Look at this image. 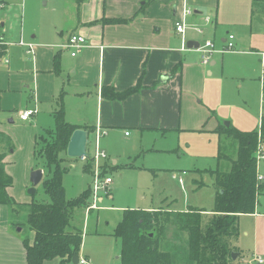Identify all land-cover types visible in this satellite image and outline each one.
I'll use <instances>...</instances> for the list:
<instances>
[{
  "label": "rangeland",
  "instance_id": "obj_1",
  "mask_svg": "<svg viewBox=\"0 0 264 264\" xmlns=\"http://www.w3.org/2000/svg\"><path fill=\"white\" fill-rule=\"evenodd\" d=\"M85 2L86 0H0V35H3L5 40L8 39L10 69L14 70V73H30V65L26 63L29 61L26 48L19 46V40L24 45L35 42L37 40L30 39L35 33L38 40L41 39L47 21L53 24L60 15L66 11L73 12ZM218 24L221 26L215 34L212 26L204 29L194 27L199 33L195 34L196 42L202 45L206 41H214L219 47L220 38L228 32V35L234 38L235 52L221 55L215 51L212 54L210 61L214 60L216 65L209 68L210 75L205 72V85H198L199 90H182L179 86L176 88L173 96L175 120L174 126L170 128L181 127L182 131L161 134L153 132L146 136L131 132V137L126 138L123 132L114 129L100 136L97 141L94 133H90L88 155L94 154L96 141V147L106 153L107 170L103 165L107 160L101 158L102 161L97 164L91 160L90 172L86 173L82 172L85 161L65 159L62 166L68 167V172L62 177V185L65 196L70 200L77 199L83 191L90 189V184L93 187L92 177L96 165L100 175L109 177L112 181L107 189L99 187L94 201L91 192L86 207H76L73 210L72 226L83 234L82 248L85 244L86 252L98 259L106 258L110 260V264H121L120 242L113 237L112 232L121 222L125 210L183 212L188 207L197 208L204 210L200 227L205 229L212 217L217 189L214 177L198 169L214 170L217 167L216 157L220 147L225 153V159L235 158L236 153L233 143L226 142L223 136L210 131L211 126L216 123L215 117L225 123H231L242 132L259 130L260 117L264 115V94L260 80V60L264 55V8L256 6L252 14L250 11L241 14V11L227 5L222 10L221 23L218 21ZM15 41L16 43H11ZM3 61L4 59H1V62ZM0 71L1 74L5 73L6 65ZM17 95L20 100L15 106L16 110L30 107L26 89H19ZM7 104L8 101H4V106ZM212 113L215 117L209 119ZM0 118L1 124L8 129H0V153L13 151L14 147L17 150L18 146L22 145L24 155L26 136L14 128L17 126L16 121L11 124L5 115H0ZM204 123V130H190ZM38 126L42 129L47 126L53 128L52 119L48 121L45 116H40ZM260 148L264 154V140ZM19 156L17 154L14 157ZM111 160L116 163L113 165ZM41 163L35 162L34 166L37 167ZM220 168L225 170V162L220 163ZM258 173L264 177V159L258 162ZM87 174H91V177ZM34 196L39 202H49L40 185L36 187ZM97 198L102 201L98 202ZM257 200L263 204L264 193L260 194ZM93 202L95 209H91ZM263 209L262 207L258 210ZM6 211L7 217L13 223V233L22 239L28 238L31 233L27 226L29 207L21 203L14 205L12 209L11 206H6ZM166 217L164 215V218ZM262 226L260 222L256 225L251 216L239 219L238 236H230L225 241L234 249L232 253L238 254L237 259H230L229 264H250L252 252L255 250L253 230L256 227L261 229ZM176 232V226L173 224L165 228L161 248L166 246L170 249L169 246L175 245L184 249L187 236ZM263 240L262 235L261 242ZM262 257L264 258V255ZM181 262V258L175 261L176 264Z\"/></svg>",
  "mask_w": 264,
  "mask_h": 264
},
{
  "label": "crops",
  "instance_id": "obj_2",
  "mask_svg": "<svg viewBox=\"0 0 264 264\" xmlns=\"http://www.w3.org/2000/svg\"><path fill=\"white\" fill-rule=\"evenodd\" d=\"M227 5L241 11V14L244 11L252 14L256 6L264 8V0H86L73 12L66 11L60 15L55 23L47 21L41 39L38 40L36 33L30 36L31 40H37L30 42L34 44L33 54H27L29 61L26 63L30 65V73H14L10 69L9 45H6L3 59L7 63L0 60V69L6 65L7 70L3 74L0 71L3 77L0 78V115H5L9 119L8 123L16 121L17 126L14 128L27 138L24 155L22 145L17 150L14 147L13 151L0 153L4 155L5 173L12 180L7 194L13 201L27 206L32 201L26 191L31 187L30 172L37 170L34 167L36 139L54 128L56 111L62 110L67 123L90 128L91 133L96 128L105 133L116 129L123 132L124 137L130 138L131 132L146 136L153 132L182 131L181 127L170 128L174 126L175 120L174 91L178 86L182 90H199L198 85H205V72L210 75L209 68L216 65L214 60L206 66L202 65L196 49H188L186 44L198 43L194 37L199 33L194 27L204 29L212 26L215 34L221 26L218 21L221 23L222 10ZM185 6L192 10V14L183 19ZM207 19L210 23H206ZM109 20L126 22L110 24ZM182 20L187 24L183 36L174 27L176 22ZM228 34L220 38L219 47L213 41L217 50L224 47ZM72 35H80L86 41L85 47L75 57L62 48ZM0 41L8 44V39L5 40L3 35H0ZM137 85H140L139 91L123 101L107 100L102 96L105 88L122 93ZM21 88L27 90L30 107L18 111L15 106L20 100L17 92ZM6 100L8 104L4 106ZM35 109L37 114L29 120H20L21 112ZM40 116H45L48 121L52 119L53 128H39ZM212 117H215L213 113L209 119ZM215 119L216 123L210 130L212 132L224 122ZM206 123L190 130L201 128L202 131ZM0 129L8 130L1 124V118ZM17 154L20 156L15 158ZM107 162L108 159L103 163L106 170ZM111 162L113 165L116 163L115 160ZM101 201L98 198V202ZM263 204L258 202L254 214L241 216H251L256 225L259 222L263 224L261 229L256 227L253 230L255 250L250 264H258V259L264 264V240L261 242V236H264V209L258 210L264 208ZM12 225L7 217L6 206H0V264H27L23 246L25 239L13 233ZM33 237L34 233L31 232L26 240L31 244ZM84 245L83 248L81 245L79 260L87 264H110V260L98 259L86 252ZM43 264H58V260L45 261Z\"/></svg>",
  "mask_w": 264,
  "mask_h": 264
},
{
  "label": "trees",
  "instance_id": "obj_3",
  "mask_svg": "<svg viewBox=\"0 0 264 264\" xmlns=\"http://www.w3.org/2000/svg\"><path fill=\"white\" fill-rule=\"evenodd\" d=\"M125 20H109L110 24L125 23ZM6 53V43L0 41V60ZM57 58L55 59V66ZM57 67V66H56ZM262 81V80H261ZM140 85L117 93L110 88L102 90L104 99L123 101L137 93ZM264 93V79L262 81ZM78 129L92 132L87 127H77L67 123L62 110L54 113V128L36 139L34 163L42 162L36 169L43 170L39 184L49 202H39L32 197L28 205L27 226L34 233L33 241L23 240L27 264H43L57 259L58 264H71L74 256H79L82 233L72 226L73 210L86 207L91 196V188L82 192L77 199H67L62 185V177L68 167L62 166L72 133ZM214 133L223 136L226 142L234 144L235 158L225 159L220 147L216 157L217 167L204 170L215 179L217 196L212 217L205 229L200 227L204 210L188 207L186 212L125 210L121 222L113 230V237L120 242L121 264H229L234 249L225 241L239 234V218L254 214L257 197L264 193V182L257 181V157L264 140V115L259 121V130L242 132L232 125H219ZM4 155L0 154V206H16L7 194L12 184L5 173ZM78 160V159H74ZM92 157H87L82 171L90 172ZM225 162V170L220 163ZM46 170L48 174H46ZM53 173L51 174V171ZM164 215L167 216L164 218ZM173 224L176 233L186 234L184 249L166 246L161 248L165 228Z\"/></svg>",
  "mask_w": 264,
  "mask_h": 264
},
{
  "label": "built area",
  "instance_id": "obj_4",
  "mask_svg": "<svg viewBox=\"0 0 264 264\" xmlns=\"http://www.w3.org/2000/svg\"><path fill=\"white\" fill-rule=\"evenodd\" d=\"M182 13H183V19H184V18H186V17H188V16H190L192 14V10L185 6V7H183V12ZM206 21L208 22L209 20L207 19ZM174 27H175V31L178 34H180L181 36L184 35L185 30H186V24H185L184 20L176 22ZM233 41H234L233 36L232 35H227L224 47L222 49H219V50H216L214 44L211 43L210 41H206L202 45L199 44V46L196 49V51L200 55L201 64L205 65V66L208 65L209 62H210L211 56H212V54L215 51L219 52L220 54L233 52L234 48H235V44L233 43ZM18 44H19V46H22L23 48H26V53L27 54H29V55L33 54L34 44L29 43L28 45H24L20 40H19ZM85 44H86V41H85V39L82 36H80V35H72V36L69 37V39L66 42V44L62 46V48L70 51V55L72 57H75L80 52V50L85 47ZM6 45H8V44H6ZM4 62L7 63V60L4 59ZM261 63H262V77H261V80L263 81V79H264V55L261 58ZM35 113H36V110L24 111V112H21L19 114V118L22 121H27ZM93 133L95 135L96 141H97V139L100 136L106 134L105 131H103V130H101L99 128H96V130L93 131ZM127 134L128 133H126V135ZM96 141H95V152H94V154L92 156L88 155L87 157H89V156L92 157V159L97 164L99 161H102V160H100V158L103 159V160H107V156H106V153L104 151H102L100 148L96 147V145H97ZM87 154H88V152H87ZM256 157H257V170H258V162L261 159H264V154L261 152V150H259L257 152ZM86 158L83 157L80 160L85 161ZM92 178L94 180V184H93V187L91 185V192H92V196H93L92 197V201H94L95 193L99 189V187L101 186L103 189H107V186L110 185L112 183V181H111V179L109 177H103V176L100 175V173L98 172V166L97 165H96V170L94 171V174H93ZM257 181L258 182L263 181V177L260 176L259 174L257 175ZM97 201H98V198H97ZM92 205H93V207H91V209H95L96 206H94L95 205L94 202H93ZM257 262H258V264H262V260L261 259H258ZM79 264H87V263L85 261H83V260H79Z\"/></svg>",
  "mask_w": 264,
  "mask_h": 264
},
{
  "label": "water",
  "instance_id": "obj_5",
  "mask_svg": "<svg viewBox=\"0 0 264 264\" xmlns=\"http://www.w3.org/2000/svg\"><path fill=\"white\" fill-rule=\"evenodd\" d=\"M188 49H197L198 43L188 42ZM166 78L161 79L164 81ZM224 126H229V123H224ZM89 145V132L83 129H78L74 131L69 139L66 156L70 159H81L86 158L87 154V146ZM43 179V171L41 169L32 170L29 177V182L31 187L28 189L27 193L30 196H34L36 194V187L41 183ZM238 257V254L232 253L231 259L234 261ZM71 264H79V257L74 256L72 258Z\"/></svg>",
  "mask_w": 264,
  "mask_h": 264
}]
</instances>
